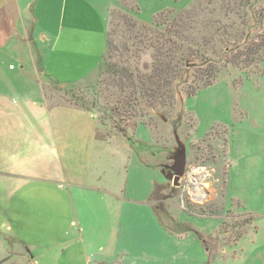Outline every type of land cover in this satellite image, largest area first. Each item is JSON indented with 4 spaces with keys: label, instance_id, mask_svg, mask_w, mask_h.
<instances>
[{
    "label": "rangeland",
    "instance_id": "1",
    "mask_svg": "<svg viewBox=\"0 0 264 264\" xmlns=\"http://www.w3.org/2000/svg\"><path fill=\"white\" fill-rule=\"evenodd\" d=\"M263 41L264 0H122L111 11L102 63L76 92L80 105L97 115L99 136L138 124L137 136L142 125L150 129L158 169L154 179L147 174L153 208L146 206L201 245L166 242L145 225L144 204L132 200L124 208L132 221L121 226L117 244L121 264H160L157 252L170 264H264V49L256 51ZM158 55L180 71L164 88L173 99L167 106L141 95ZM51 87L49 102L75 104ZM199 167L208 172L204 200L188 184Z\"/></svg>",
    "mask_w": 264,
    "mask_h": 264
},
{
    "label": "crops",
    "instance_id": "2",
    "mask_svg": "<svg viewBox=\"0 0 264 264\" xmlns=\"http://www.w3.org/2000/svg\"><path fill=\"white\" fill-rule=\"evenodd\" d=\"M121 3L0 0V249L12 255H0V264H121L117 244L132 200L166 242L201 246L167 231L146 206L147 174L154 179L158 169L146 125L140 136V124L99 136L93 111L46 98L50 85L65 93L96 73ZM145 233L138 232L143 242Z\"/></svg>",
    "mask_w": 264,
    "mask_h": 264
},
{
    "label": "trees",
    "instance_id": "3",
    "mask_svg": "<svg viewBox=\"0 0 264 264\" xmlns=\"http://www.w3.org/2000/svg\"><path fill=\"white\" fill-rule=\"evenodd\" d=\"M165 28L164 25L160 26V28ZM165 41V40H164ZM163 41V42H164ZM264 43V41H263ZM260 44L256 51H260V49H264V44ZM169 54H171V52L167 51ZM160 55H165V50L163 49V51L161 52ZM156 56L154 59V64H153V68L149 71V73H145V74H149L148 76H144L146 77L144 80V84L149 88V91H141V95L145 96L147 98H150L154 101H161L164 106H167L170 103L173 102V99L170 100V98L168 97V95L170 96V94L167 92L168 91H164V88L166 89L168 86V79L172 80L174 78H177L180 71H178L176 68L173 67V59L170 58L169 61L166 59V61L161 60V58H159V56ZM166 57V55H165ZM263 59V58H262ZM262 59H259L260 61ZM186 64V61L184 62V65ZM209 85V84H208ZM139 85L137 84H133V91H132V95H133V100H137L138 97L136 96L137 93L139 92L137 90V87ZM81 88V87H71L70 89H65L66 94L69 97L70 94V98L75 100V104L77 103L78 105H82V103H80V99L77 96L76 92L80 93L77 89ZM60 89V88H59ZM72 93V96H71ZM80 107H83L81 106ZM87 107V106H86ZM85 107V108H86ZM84 108V107H83ZM89 109V108H87ZM160 215V213H159ZM160 221L162 223L163 226H165V228L172 234H178L179 232H184V227L182 225L181 228L179 229H175V228H171L168 225L165 224V221L162 220V218L159 216ZM174 223V221H173ZM179 223H177L178 225ZM179 231V232H178Z\"/></svg>",
    "mask_w": 264,
    "mask_h": 264
},
{
    "label": "bare ground",
    "instance_id": "4",
    "mask_svg": "<svg viewBox=\"0 0 264 264\" xmlns=\"http://www.w3.org/2000/svg\"><path fill=\"white\" fill-rule=\"evenodd\" d=\"M179 160V159H178ZM177 160V161H178ZM181 160V159H180ZM181 167L184 166L183 161L179 162ZM208 176V172L204 167L194 168L190 173L188 184L192 189V195L197 200H204L207 196L206 184L203 179Z\"/></svg>",
    "mask_w": 264,
    "mask_h": 264
},
{
    "label": "flooded vegetation",
    "instance_id": "5",
    "mask_svg": "<svg viewBox=\"0 0 264 264\" xmlns=\"http://www.w3.org/2000/svg\"><path fill=\"white\" fill-rule=\"evenodd\" d=\"M184 167V166H183ZM183 167H181V165H177V167H175L174 169L177 168L178 172H180V170L182 169L183 170ZM171 174V173H170Z\"/></svg>",
    "mask_w": 264,
    "mask_h": 264
},
{
    "label": "water",
    "instance_id": "6",
    "mask_svg": "<svg viewBox=\"0 0 264 264\" xmlns=\"http://www.w3.org/2000/svg\"><path fill=\"white\" fill-rule=\"evenodd\" d=\"M189 175H190V173H189Z\"/></svg>",
    "mask_w": 264,
    "mask_h": 264
}]
</instances>
